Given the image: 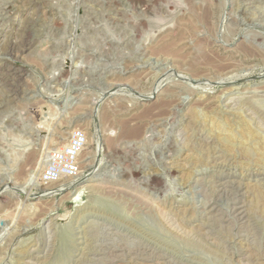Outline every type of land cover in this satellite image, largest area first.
<instances>
[{
    "label": "rangeland",
    "instance_id": "1",
    "mask_svg": "<svg viewBox=\"0 0 264 264\" xmlns=\"http://www.w3.org/2000/svg\"><path fill=\"white\" fill-rule=\"evenodd\" d=\"M0 264H264V0H0Z\"/></svg>",
    "mask_w": 264,
    "mask_h": 264
},
{
    "label": "built area",
    "instance_id": "2",
    "mask_svg": "<svg viewBox=\"0 0 264 264\" xmlns=\"http://www.w3.org/2000/svg\"><path fill=\"white\" fill-rule=\"evenodd\" d=\"M87 136L76 131L66 147L54 153L41 175L45 185L59 183L62 179H77L81 174L80 157L87 146Z\"/></svg>",
    "mask_w": 264,
    "mask_h": 264
},
{
    "label": "bare ground",
    "instance_id": "3",
    "mask_svg": "<svg viewBox=\"0 0 264 264\" xmlns=\"http://www.w3.org/2000/svg\"><path fill=\"white\" fill-rule=\"evenodd\" d=\"M204 18H205V17H204ZM200 19H201V18H200ZM157 87H158V88H157V89L155 88L154 93H155V92L158 93L157 91L161 89V86H160V85H158ZM154 93H153V94H154ZM149 98H150V97H149ZM148 100H149V99H148ZM208 103H209V102H208ZM123 128H125V127H123ZM137 137H139V136H137ZM125 138H126V137H125ZM137 139H138V138H137ZM126 140H127V139H126ZM100 145H101V142H100ZM97 146H98V145H97ZM98 148H99V146H98ZM99 149H100V148H99ZM101 149H102V147H101ZM96 151H97V150H96ZM100 151H101V150H100ZM97 154H98V153H97ZM85 177H86V176H85ZM87 178H88V177H87ZM77 179H79V177H78ZM75 183H76V182H75ZM75 183H74V185H76ZM72 187H73V185H72ZM61 191H62V189H61ZM56 192H58V191L45 192V194H46V195H47V194H54V193H56ZM45 194H44V195H45Z\"/></svg>",
    "mask_w": 264,
    "mask_h": 264
}]
</instances>
